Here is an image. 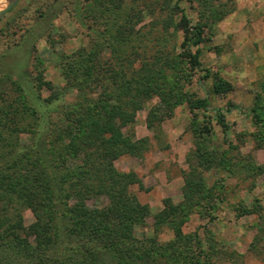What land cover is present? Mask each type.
Segmentation results:
<instances>
[{
    "label": "rangeland",
    "instance_id": "374dc122",
    "mask_svg": "<svg viewBox=\"0 0 264 264\" xmlns=\"http://www.w3.org/2000/svg\"><path fill=\"white\" fill-rule=\"evenodd\" d=\"M12 1L0 17V173L16 177L38 155L55 167L80 165L65 145L74 121L89 119L99 97H120L119 71L154 73L168 85L166 98L146 101L123 129L143 141L139 153L114 161L136 175L141 183L128 193L150 209L135 237L147 248L167 245L176 240L170 224L178 223L185 245L174 246L183 252L164 264L184 255L188 264H264V0ZM6 5L0 0V10ZM182 13L204 32L195 69L182 57ZM217 78L230 91L215 94ZM189 100L206 106L192 109ZM152 110L157 120L147 128ZM198 174L203 193L187 201L186 182L200 184ZM166 199L178 212L159 225ZM108 205L105 196L85 200L90 210ZM20 214L26 229L37 221L28 207ZM22 237L29 248L0 247V264H45L33 238Z\"/></svg>",
    "mask_w": 264,
    "mask_h": 264
},
{
    "label": "trees",
    "instance_id": "16d2710c",
    "mask_svg": "<svg viewBox=\"0 0 264 264\" xmlns=\"http://www.w3.org/2000/svg\"><path fill=\"white\" fill-rule=\"evenodd\" d=\"M180 25L184 32L182 57L191 68H198V47L205 42L203 28L199 24L190 25L183 13ZM120 35L122 37V31ZM190 47L197 48L195 53L189 52ZM121 74L120 71L115 74L117 80L113 84H119L116 93L120 97L112 93V99L99 97L91 102V107L87 108L92 109L89 119L74 121V131H68L65 135L66 148L71 155H80V165L73 168L66 165L55 167L38 155L35 166L23 165L16 177L0 173L1 248L21 246L27 250L29 242L22 237L24 234L33 238L37 249L35 254L47 260L45 264H164L168 262L165 257L171 256V260L172 257L175 260L183 252L181 249L177 252L179 246H174L176 243L185 245L178 223L170 224L176 240L167 245L147 248L143 244L148 242L147 239L139 241L135 237V228L144 224L150 209L128 193L131 185L141 183L136 175L133 172H120L114 166V161L119 157L139 153V144L143 141H132L124 135L123 129L135 122L137 111L153 96L165 100L168 85L159 81L154 73L146 76L135 73L130 78L120 77ZM230 89V85L219 78L213 84L215 94ZM55 100L52 98V101ZM188 102L192 109L206 106L204 100ZM94 107H98L99 111L93 113ZM253 112L255 118H259L256 107ZM155 116L154 110L149 112L147 128H151L157 120ZM219 122L224 126L223 115H220ZM50 150L48 157L53 156L52 153L48 154ZM26 159V163L31 162L29 156ZM40 161L44 162L43 165ZM197 178L200 184L195 186L192 181L186 182L188 191L184 198L187 201H192L194 193L199 196L203 193L200 174ZM92 195L107 197L109 205L100 210L88 209L85 200ZM69 199L74 200L71 206ZM163 204L164 209L156 215L159 225L178 212V207L173 206L169 199ZM22 206L37 215V221L28 229L23 226L20 214ZM42 211L44 215L40 214ZM82 237L86 238V243H81ZM187 258L188 255H184L180 264H188Z\"/></svg>",
    "mask_w": 264,
    "mask_h": 264
},
{
    "label": "water",
    "instance_id": "95a60500",
    "mask_svg": "<svg viewBox=\"0 0 264 264\" xmlns=\"http://www.w3.org/2000/svg\"><path fill=\"white\" fill-rule=\"evenodd\" d=\"M7 1V5L5 9L0 10V17L3 15V13L14 4V1L12 0H6Z\"/></svg>",
    "mask_w": 264,
    "mask_h": 264
},
{
    "label": "flooded vegetation",
    "instance_id": "af4514ba",
    "mask_svg": "<svg viewBox=\"0 0 264 264\" xmlns=\"http://www.w3.org/2000/svg\"><path fill=\"white\" fill-rule=\"evenodd\" d=\"M13 7V5L11 7H9L3 14H5L9 9H11Z\"/></svg>",
    "mask_w": 264,
    "mask_h": 264
}]
</instances>
